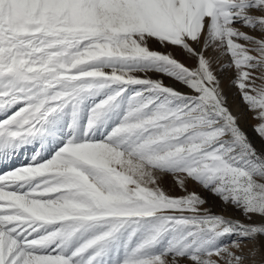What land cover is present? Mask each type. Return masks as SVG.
<instances>
[{"label":"rangeland","instance_id":"374dc122","mask_svg":"<svg viewBox=\"0 0 264 264\" xmlns=\"http://www.w3.org/2000/svg\"><path fill=\"white\" fill-rule=\"evenodd\" d=\"M0 100V264H264V0H0Z\"/></svg>","mask_w":264,"mask_h":264},{"label":"bare ground","instance_id":"6f19581e","mask_svg":"<svg viewBox=\"0 0 264 264\" xmlns=\"http://www.w3.org/2000/svg\"><path fill=\"white\" fill-rule=\"evenodd\" d=\"M170 9L174 10L175 8L173 9V7H170ZM175 11H177V9H175ZM0 101L3 102V100H0ZM13 107H14L13 104L9 105L8 107H6L4 104H2L0 106V186H3L5 188L9 187L10 184H13L11 182H13L15 179L18 178L16 180V182H18V180L20 178H22L23 174H22L21 170L23 168H21V169L16 168V169L10 170V167L15 165V164H12L15 161H17L16 164H19L20 162H24L29 158L27 156V153L29 151V148L33 145L30 143L36 142L35 137H37L39 133L41 135L42 130H46L45 132L49 134V137L54 138V136H55L53 131H51L47 128V125L45 123L46 118L43 119L44 121L42 120V122H41V117H40V119H34L33 118L36 115L31 116L33 119L32 118H31L32 120L29 119V120H31V121H28L29 124H27L25 127L19 128L17 122H19L20 120H24L25 117L27 118V116L29 114L26 113L23 116H21L20 118L15 117V119L12 120L10 118V116L8 117L7 115L9 113V109H12ZM38 116H40V115H38ZM55 138H57V137H55ZM38 139H39V137L36 140H38ZM53 143L56 144V142H53ZM103 149L104 148H101L100 145H97V143H95V144L91 143L87 149L85 148V150H83V152H85V157L88 156V159L92 160V162L97 164L98 162L102 161L103 158L106 159L107 157H109V154L113 153L111 151L114 148L109 147L108 150L110 152H108L107 154H104L105 151L103 152ZM13 152H15V153L13 154ZM21 154L24 158L23 161L20 160ZM110 157H112V156H110ZM112 159H114V158L112 157L111 160ZM103 161H106V160H103ZM115 163H116L115 167L119 169L118 162L115 161ZM51 166H52V164H51ZM1 190H4V189L2 188ZM112 194H111V196H112ZM120 196H122L121 193L117 192L116 194H114L115 199L117 198L119 201L122 200L121 198H119ZM8 199H10V198H8ZM1 201H3V200H2V197L0 196V203H1ZM4 209H7V208H5V207L3 208L0 204V212H3ZM0 217H2V216H0ZM0 219H2V218H0ZM21 223H23V221ZM21 223H20V225H21Z\"/></svg>","mask_w":264,"mask_h":264}]
</instances>
